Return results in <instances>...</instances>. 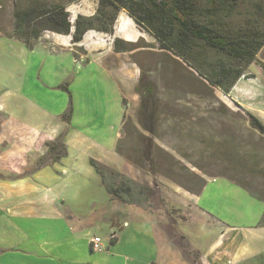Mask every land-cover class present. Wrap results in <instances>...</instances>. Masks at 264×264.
<instances>
[{
	"label": "crops",
	"instance_id": "1",
	"mask_svg": "<svg viewBox=\"0 0 264 264\" xmlns=\"http://www.w3.org/2000/svg\"><path fill=\"white\" fill-rule=\"evenodd\" d=\"M95 12L82 7L80 14ZM146 35L123 11L113 35L119 40L117 49L116 44L104 48L106 34L94 31L77 45L86 51L80 60L71 35H57L33 51L21 43L18 70L23 87L17 102L21 98L23 111L27 105L33 111L0 129V143L12 146L0 155V173L5 174L0 179V264H264V200L236 182L210 179L199 195L176 193L170 202L175 211L169 210L167 198L165 205L148 211L114 199L90 165L91 147L104 154L94 160L115 162L111 155L122 129L124 100L138 99L133 91L141 75L139 64L123 48ZM97 73L111 84L116 110L82 123L80 132L75 127L77 92L89 89L87 80ZM67 84L74 100L71 125L61 119L68 108L62 89ZM62 97L65 102L58 109ZM2 111L6 113L4 103ZM51 117L54 123L43 134L41 125ZM66 128L68 157L36 170L47 154L41 147ZM95 237L102 238L105 252L92 249Z\"/></svg>",
	"mask_w": 264,
	"mask_h": 264
},
{
	"label": "rangeland",
	"instance_id": "2",
	"mask_svg": "<svg viewBox=\"0 0 264 264\" xmlns=\"http://www.w3.org/2000/svg\"><path fill=\"white\" fill-rule=\"evenodd\" d=\"M82 2L86 1L81 0L68 8L72 19L80 14L82 7L86 12L97 8V0ZM14 10V0H0V103L6 108V113H0V129L8 122L14 126L13 120L33 111L28 105L23 111L21 98L18 100L21 105L17 102V95L19 97L20 92L22 96L23 87V73L18 70V56L23 45L5 35L12 32ZM57 35L46 32L38 44L50 43ZM113 35L106 34L103 41L107 50L114 48ZM148 36L131 43L137 46L128 51L127 56L140 66L138 86L149 88L152 95L144 100L135 87L133 93L138 98L135 103L130 98L124 100L126 118L115 152L111 155L115 162L102 165L152 189L154 194L146 205L148 207L142 208L148 211L165 205V198L169 210L173 211L170 202L176 193L191 195L189 190L214 178H230L256 193L262 192L264 135L251 126L247 112L264 124V48L258 55L259 63L247 71L248 78L241 79L235 93L225 96L201 81L180 59L160 50L156 40ZM73 46L74 55L80 60L86 51ZM25 84L26 87L29 85L28 82ZM110 85L101 73L91 74L87 80L90 90L84 88L77 92V131L81 132L84 128L80 125L89 119L99 120L103 115L113 113L116 103L111 98ZM64 102L63 97L58 99L57 108ZM142 104L148 105V109H142ZM43 122L41 127L46 129L43 134H47L54 118ZM67 133L68 128L60 135L65 137ZM6 143H0V155L12 148ZM44 148L46 145L41 147ZM88 152L93 159L104 156L98 147H91ZM4 175L0 173V179Z\"/></svg>",
	"mask_w": 264,
	"mask_h": 264
},
{
	"label": "trees",
	"instance_id": "3",
	"mask_svg": "<svg viewBox=\"0 0 264 264\" xmlns=\"http://www.w3.org/2000/svg\"><path fill=\"white\" fill-rule=\"evenodd\" d=\"M81 0H14V24L5 35L33 51L46 32L72 36V44H80L90 31L113 35L121 12L152 36L166 51L192 69L201 81L228 96L237 83L248 78L247 71L258 62L264 48V0H97L93 16L78 14L72 19L68 8ZM118 39L114 41L116 44ZM137 44H125L123 51H133ZM67 84L68 108L61 119L71 125L74 114L73 94ZM142 99H149L151 90L136 88ZM142 109L148 105L142 104ZM251 126L264 135V124L247 112ZM125 117V115H124ZM126 118V117H125ZM152 130V129H151ZM47 154L36 164V170L68 157L64 135L46 144ZM100 175L106 191L123 204L146 206L153 190L124 174L113 171L90 159ZM233 181L232 179H228ZM235 182V181H234ZM253 197L264 200V190L256 193L243 184ZM207 181L189 190L199 195ZM264 226V218L260 222Z\"/></svg>",
	"mask_w": 264,
	"mask_h": 264
},
{
	"label": "built area",
	"instance_id": "4",
	"mask_svg": "<svg viewBox=\"0 0 264 264\" xmlns=\"http://www.w3.org/2000/svg\"><path fill=\"white\" fill-rule=\"evenodd\" d=\"M92 249L98 253H102L106 251V247L104 246V243L101 237H95L92 240Z\"/></svg>",
	"mask_w": 264,
	"mask_h": 264
}]
</instances>
